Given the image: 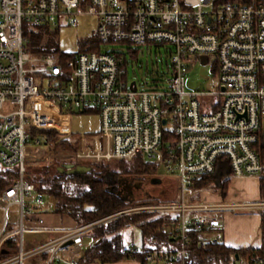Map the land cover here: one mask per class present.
<instances>
[{
    "label": "built area",
    "instance_id": "2783aa9c",
    "mask_svg": "<svg viewBox=\"0 0 264 264\" xmlns=\"http://www.w3.org/2000/svg\"><path fill=\"white\" fill-rule=\"evenodd\" d=\"M84 15L98 18L100 46L165 48L173 66L169 86L130 80L128 57L136 59L137 50L100 49L64 62L59 55L32 56L34 32L76 25ZM198 62L213 63L217 92L186 91L185 75ZM92 113L100 119L99 134L88 147L84 139L71 160L131 163L142 156L176 179L180 203L133 202L98 222L60 231L30 252L23 249L28 231L22 226L18 253L0 264H24L36 255H46L45 264H79L95 242L85 241L92 230L140 215L178 220L167 229L178 247L145 251L132 241L128 262L140 264L143 256L147 264H192L189 247L222 243L229 209L194 202L203 192L194 189L195 181L224 167L222 161L231 177L264 178V0H0V167L18 174L1 194L3 212L18 206L25 218L32 208L26 199L36 187L27 165L53 144L40 132L70 138L74 118ZM43 205L38 198L34 209ZM8 238L0 233V255ZM231 264H264V253L236 256Z\"/></svg>",
    "mask_w": 264,
    "mask_h": 264
},
{
    "label": "trees",
    "instance_id": "16d2710c",
    "mask_svg": "<svg viewBox=\"0 0 264 264\" xmlns=\"http://www.w3.org/2000/svg\"><path fill=\"white\" fill-rule=\"evenodd\" d=\"M50 29L40 28L31 35L33 52L37 55L60 56L62 61H67L74 55L59 53L56 47L55 35ZM100 43L89 48L87 52L100 51ZM47 136V142L60 141V136L55 132H40ZM79 139L75 134L70 140H62L59 143L61 149L77 151ZM221 169L206 178L195 181L194 189L220 191L225 198L231 184V172L227 161ZM47 164L43 166L27 165L29 170H34L33 175L27 173V179L36 187L39 198L48 196L53 199L51 214L71 219L76 227L86 226L131 206L117 193L120 190L121 181H144L159 174V166L148 163L142 156L133 162L121 163H90L86 167L91 170L85 174L62 173L65 164L56 167ZM76 166V165H75ZM77 167V166H76ZM98 168V169H97ZM18 174L15 169L6 170L0 167V195L15 183ZM261 198L264 201V178L260 185ZM160 202V201H156ZM48 214V213H47ZM174 221L171 217H154L150 215L132 216L121 220L107 222L92 230L87 236L95 242L86 250L85 257L79 264H117L129 259L128 248L124 243L123 231L130 227H136L141 232V244L145 251L163 249H176L177 243L167 236L169 224ZM4 248L10 251H19V238H10L5 242ZM192 264H231L236 256L263 254L264 251L234 250L226 247L223 243L213 245L207 250H197L195 246L189 247ZM11 256L0 255V260H6ZM46 256L41 261L45 263ZM140 264L144 262L143 256H138Z\"/></svg>",
    "mask_w": 264,
    "mask_h": 264
},
{
    "label": "rangeland",
    "instance_id": "374dc122",
    "mask_svg": "<svg viewBox=\"0 0 264 264\" xmlns=\"http://www.w3.org/2000/svg\"><path fill=\"white\" fill-rule=\"evenodd\" d=\"M75 22L76 25H61V27H59L58 29H50V32L57 33L54 34L56 41V47L54 49H58L59 53L61 54L77 55L80 53H85L89 48L94 47L98 42L99 20L96 16L84 15L76 17ZM100 47L104 52L123 51L124 53H126L129 49L137 50L138 57L136 59L128 57V73L130 80L138 81L140 85H147L148 87H153L155 85L161 87L169 86L168 80L171 79L173 66L171 64V56L167 55L165 48H160L161 50L159 51L155 47H137L130 44ZM32 56L38 58V55L35 51L32 53ZM50 57L56 59L55 56ZM218 87L219 81L213 63L210 65H202L200 62H198V64H196L195 66L190 67L189 71L185 75V88L188 93H214L217 92ZM72 128L75 137L79 139V143L76 148L78 151L83 147L84 139L87 140L88 147L92 142L93 137L98 136L100 130V119L96 113L78 115L73 120ZM167 129H171V126H168ZM72 137H60V141L70 140ZM60 141H54L51 149H49L50 152L46 153L41 158V160L33 163V165L43 166L51 164L56 167L58 164H65V166L76 165L80 167L86 166V164H90H77L75 160H71V157L76 151L61 149L59 147ZM34 170L35 169H30L28 174L34 176ZM152 178L149 177L143 181L145 192L141 196L133 199V202L137 203L142 201H160L161 203H180L181 197L177 190L176 179L170 177L162 170L160 171L158 178L161 179V183H152ZM241 189L244 190V188ZM203 193L210 194L214 193V191L205 190L203 191ZM38 197L39 196L36 192L33 193L30 198L26 199V205L30 203L32 207H34L36 205ZM42 199L44 201V205L41 206L40 209L43 210V212L51 215L54 204L53 199L48 196H43ZM199 199V196L196 197L194 199V202H199ZM216 200L218 201V199ZM218 202L220 203V201ZM221 202H225V200ZM187 203H190V201H187ZM208 203L215 204V202ZM5 206L6 205L0 200V207ZM5 219H7V224L12 230L20 231L23 224L24 228H27V221L25 218H23L20 207L14 206L12 208H9L7 213L0 211V233L3 230V226L6 221ZM10 230L8 231V233L10 232ZM122 235L124 243L127 247L132 241H135L138 245L141 244V232L136 227L125 229ZM85 241L89 242L88 240ZM125 262L128 261H124L123 264H126ZM24 264H28V261L26 260Z\"/></svg>",
    "mask_w": 264,
    "mask_h": 264
},
{
    "label": "crops",
    "instance_id": "0c3cea01",
    "mask_svg": "<svg viewBox=\"0 0 264 264\" xmlns=\"http://www.w3.org/2000/svg\"><path fill=\"white\" fill-rule=\"evenodd\" d=\"M230 180L231 184L225 198L220 191H214L210 194L202 192L199 202H215V204L226 205L229 208L223 212L224 230L221 234L222 243L226 247L234 250L264 251V201L260 193L261 178L256 176L230 177ZM241 188H244L245 191ZM223 200L225 202H221ZM28 205L32 207L30 203ZM0 211L2 210L0 209ZM27 211L25 217L27 228H24V224L23 228L28 232L22 236L25 252H30L51 240L57 239L60 236V231L76 227L71 219L53 214L49 215L40 208L34 209L32 207ZM40 221H42V224ZM10 229L8 224L5 229L3 226L1 231L3 237H9L7 240L18 237L21 240V236L16 235L19 230ZM85 239L91 240L88 236ZM3 253L13 257L18 252L4 248ZM42 256L46 255H36L28 258V264H45L41 261ZM125 263L131 264V262ZM132 264L135 263L132 262Z\"/></svg>",
    "mask_w": 264,
    "mask_h": 264
},
{
    "label": "flooded vegetation",
    "instance_id": "af4514ba",
    "mask_svg": "<svg viewBox=\"0 0 264 264\" xmlns=\"http://www.w3.org/2000/svg\"><path fill=\"white\" fill-rule=\"evenodd\" d=\"M145 192L144 183L142 181L124 180L117 191L122 197L133 200L141 196Z\"/></svg>",
    "mask_w": 264,
    "mask_h": 264
},
{
    "label": "water",
    "instance_id": "95a60500",
    "mask_svg": "<svg viewBox=\"0 0 264 264\" xmlns=\"http://www.w3.org/2000/svg\"><path fill=\"white\" fill-rule=\"evenodd\" d=\"M166 122H164V124H165ZM66 169V170H65ZM65 169H61V172L62 173H64V172H66V173H69V174H85V173H87V172H89L91 169L90 168H88V167H84V166H82V167H75L74 165H68V166H66L65 167ZM122 181H121V185H122ZM152 183H157V184H159V183H161L159 180H157V181H152ZM118 195L120 196V197H122L119 193H118ZM122 199H124L126 202H133V200H130V199H126V198H124V197H122ZM237 258H238V256H237Z\"/></svg>",
    "mask_w": 264,
    "mask_h": 264
}]
</instances>
